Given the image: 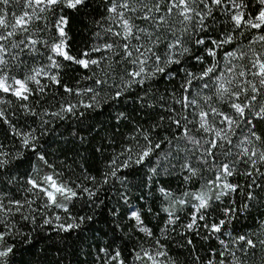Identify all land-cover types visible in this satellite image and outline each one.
<instances>
[{
	"label": "snow or ice",
	"instance_id": "6c2138e0",
	"mask_svg": "<svg viewBox=\"0 0 264 264\" xmlns=\"http://www.w3.org/2000/svg\"><path fill=\"white\" fill-rule=\"evenodd\" d=\"M103 2L105 15L95 21L101 29L94 33L97 43L94 47L83 50L79 58L71 55L68 47L69 37L65 31L68 18L65 15L55 17L54 28L57 37L54 38V43L48 45L51 52L49 56L51 67L59 69L64 61L76 64L93 73V76L87 79L103 86L108 82V69L117 71L122 64L128 65L119 82L113 85L116 90L111 99H121L133 86L142 87L144 95L137 97L142 108L154 106L149 104L146 98L158 78L167 77L171 82L183 73L170 95L174 104L180 105L181 111L186 114L181 116L174 106H167V115L160 116L159 121L167 120L170 127L165 131H170L174 127L177 132L173 134V139L178 134L188 144L194 145L201 151V159L205 162L208 159L219 161L217 149H223L221 154L228 156L233 146L232 137L236 135L237 129L247 126L248 133L239 141L240 147L236 154L238 158L230 163H215L217 169L215 178L207 182L209 191H185L183 196L188 197V200L174 201L182 206L190 204L193 209L190 222L184 225L189 233L199 236L202 230L206 231L207 235L203 237L205 240L213 236L217 238L223 236L225 227L232 223L237 213L235 201L231 197L234 194H241L246 201H254L256 193L253 190L259 188L264 191V171H261V168H264V135L258 134L256 129L257 122H264V52H257L251 47L253 43H260L264 47V35L254 36L249 41L248 48L237 46L239 45L237 34L243 35L241 30L264 29V0H255L254 13L250 11L252 0H103ZM90 3L91 0H0V104L6 103L3 100L4 96L15 97L20 102L18 107L32 117L35 123V117L41 113L35 107H30L28 102L32 97L43 96L48 87L42 84L38 77L47 76L54 85L62 86L66 93L79 91L64 85L59 73L50 75L44 68L29 69L26 73L22 67L23 61H19L10 51V46L12 49L21 48L22 45L34 48L40 42L30 35L12 42L18 34L28 33V26L34 20L44 19L37 14V10L53 12L55 16L56 10L61 13L65 10L80 11L89 7ZM13 5L24 10L17 15L12 9ZM221 12L227 16L232 25L231 29L224 30L221 26V30L217 31L215 25ZM171 17H175L176 21L170 20ZM137 20L147 22L152 30L150 31L149 27H139ZM176 23L181 27L177 28ZM105 24L108 26L105 27ZM214 32L215 37L211 35ZM161 46L163 52L160 50ZM220 52H223V64L219 58ZM7 57H11V61L15 63ZM112 57H115L114 61ZM208 58H211L210 62ZM189 61L204 67L199 72L191 71L189 68H178L173 71V65L179 66ZM112 63L117 67L112 68ZM17 68L20 69L19 72H16ZM96 69H101L104 75H99ZM194 86L200 89L197 93L199 99L192 95ZM210 88H214L212 95L202 94L204 90ZM83 91L94 93L93 103L85 105L86 108H96L100 105L95 89L87 88ZM166 95L168 94L161 95L160 100L164 101ZM36 103L40 101L37 100ZM217 103H222L229 111L222 110ZM160 107L165 108V104L162 103ZM75 108L76 105L69 104L61 111L71 113ZM43 114H48L47 110H44ZM52 115L59 116L60 113ZM119 118L126 119L123 112L119 114ZM47 123L41 119L40 128L25 125L24 129H21L12 121L10 114L0 107V125L7 124L9 132L6 135L11 134L19 142V148L15 153L6 151L4 145L0 144V175H7L13 164L23 163L26 152L34 155L48 167H52L40 143L41 138L47 134L41 128ZM189 124H194L198 131L210 134V138L203 139L191 135L192 129ZM160 127L159 122L152 125V128ZM140 132L145 143L140 145L137 140L134 148H125L115 157L111 161L110 171L104 175L102 184L109 183L112 177L123 183L126 178L117 176L121 168L151 162L150 158L157 154L163 143H171L167 137L154 140L150 130L142 129ZM225 144L229 146L227 149L224 148ZM125 155L127 159L118 164L119 156ZM238 163L245 165L244 171L237 169ZM248 166H251V170ZM181 167L189 172V175L184 177L185 181H191L198 175V170L187 162ZM149 171L152 174L149 180H152L158 175V166L150 168ZM237 175L250 182L245 185L231 182L229 178ZM88 179L96 183L94 177ZM8 182L15 181L10 177ZM25 183L27 187L24 191L33 199H16L8 191L0 189V264H16V253L18 250L22 251L20 246L31 248L34 240L32 233L38 228L43 226L52 228L54 223L58 233H70L81 228L86 220L92 219L91 216L79 218L69 216L68 220L71 222H67L57 215L54 221L47 217L46 210L54 207L68 213V205L74 199L85 193L89 198L96 197L100 190V186L93 191L80 185L72 186L69 183L58 182L54 174H46L39 179L29 176ZM76 188H80V191L77 192ZM212 189H217L214 196L209 194ZM159 191L166 200L173 197V193L164 187H160ZM222 198L228 200V206L220 209L222 218L220 216L212 218V213L217 211L213 205ZM37 199L44 201L42 208L39 206L32 208ZM124 200L128 203L127 197H124ZM248 207L249 204L244 203L239 211H244ZM163 211L169 217L165 224L166 228L179 219L169 207H165ZM129 213V219L135 221V228L155 241L151 249L141 246L138 250H133L134 260L140 261L141 264L149 262L170 264L168 253L164 250L165 245L145 226L141 211L129 205ZM38 214L42 217V224L37 219ZM29 224L34 227L25 233L23 229ZM220 243L221 250H210L206 264H242L236 250L231 249L223 240ZM232 243L239 245V251L243 253L248 249H255L257 243L264 245V240L254 241L246 235H240ZM187 244L193 245L194 241L188 239ZM100 252L105 253L102 258L103 264H126L118 249L109 252L105 248L100 249ZM196 260L199 261L200 257L197 256Z\"/></svg>",
	"mask_w": 264,
	"mask_h": 264
},
{
	"label": "trees",
	"instance_id": "16d2710c",
	"mask_svg": "<svg viewBox=\"0 0 264 264\" xmlns=\"http://www.w3.org/2000/svg\"><path fill=\"white\" fill-rule=\"evenodd\" d=\"M12 9L17 15L24 10L15 5L12 6ZM255 10L256 3L255 0H252L250 11L254 13ZM37 14L43 16L44 19L34 20L28 26V33L18 34L12 42L24 39L28 35L40 42L34 48L22 45L21 48L12 49L10 46V51L18 57L19 61H23L22 67L26 73L33 68H44L50 75L59 73V78L64 85L79 91L66 93L62 86L54 85L47 76L38 77L41 83L48 87L43 96L37 95L30 98L28 102L30 107H35L41 113L35 117V123L32 117L18 107L20 102L15 97H3L6 103L0 104V107L10 114V118L17 127L24 129L27 125L40 128L41 119L48 122L41 128L47 134L41 138L40 143L43 146L42 151L46 154V159L52 167H48L42 161L37 160L34 155L26 152V159L23 163L13 164L7 175H0V189L8 191L16 199H33L30 194L24 191V188L27 187L25 183L27 178L34 176L39 179L46 174H54L58 182L69 183L72 186L80 185L93 191L100 186V190L96 197L89 198L85 193L74 199L68 205V213L60 208L47 209V217L54 221L57 215L67 222H71L68 220L69 216L77 218L91 216L92 219L86 220L81 228L70 233H58L55 223L52 228L43 226L36 229L32 233L34 236L32 247L20 246L22 251H17L16 264H103L102 258L105 253L100 252V249L105 248L109 252L118 249L122 253V258L126 260V264H141L140 261L134 260L133 250H138L141 246L151 249L155 241L135 228V221L129 219V205L141 211L145 226L150 228L155 237L165 245L164 250L168 253L170 264H206L210 250H221V240L231 249L236 250L242 264H264V245L257 243L255 249H248L241 253L239 245L232 243L240 235H246L254 241L264 240V191L259 188L254 189L253 191L256 193L254 201H246L243 195L234 194L231 199L235 201L237 208L235 218L230 225L225 227L223 236H219V238L213 236L207 240L203 238L207 235L206 231L202 230L197 236L194 233H189L184 227L190 222L193 211L191 205L182 206L174 203L178 199H189L183 196L185 191H209L207 182L215 178L217 171L215 163H230L238 158L236 154L240 147L239 141L248 133V127L242 126L241 129H237L236 135L232 137L233 146L228 156L221 154L223 149H217L219 161L214 162L208 159L205 162L201 159V151L197 150L194 145L188 144L178 134L173 139V134L177 132L174 127L170 131H165L170 127L167 120L159 121L160 116L167 115V106H174L181 116L186 114L181 111L180 105L174 104L170 95L178 85L183 73H180V76L171 82L167 77L158 78L152 86L153 90L146 98L147 102L154 106L142 108L141 101L137 99L138 96L144 95L142 87L133 86L130 92L125 93L121 99H111L116 90L113 85L119 82L124 69L129 67L128 65L122 64L117 71L108 69V82L103 86L96 85L92 80L87 79V77L93 76V73L76 64L64 61L59 69L51 67L49 61L51 52L48 45L54 43V38L57 37L54 28L55 17L65 15L68 18V25L65 28L69 37L68 47L70 54L79 58L83 50L90 49L97 43L94 33L101 29L95 21L105 15L103 0H91L89 7L80 11L65 10L61 13L56 10L54 16L53 12L37 10ZM169 19L173 22L176 21L175 17ZM9 20L11 22V17ZM136 23L139 27H149V30H152L145 21L137 20ZM107 26L105 24V27ZM215 26L217 31L221 30V26L224 30H229L232 27L227 16L222 12L218 14ZM176 27L180 28L181 26L176 23ZM241 31L243 35L237 34L239 41L237 46L242 45L244 48L249 47V41L254 36L264 35V29H243ZM211 35L215 37L216 33H211ZM251 47L257 52H264V47L260 43H253ZM160 50L164 51L163 46ZM7 58L11 61V57ZM219 58L223 64V52L219 53ZM57 59L60 58L57 57ZM208 59L210 62L211 58ZM114 60L115 57H112V61ZM11 62L15 63V61ZM237 63L240 62L237 61ZM194 64V61H189L187 64L173 65L172 68L173 71L178 68H189L191 71L199 72L204 67L201 64H195L193 67ZM104 67L107 68V65ZM116 67V64L112 63V68ZM19 71L20 69L17 68L16 72ZM96 72L101 76L104 75L101 69H96ZM87 88H93L98 93L100 101L98 107L91 109L85 107V105L93 103L92 96L94 95V93L83 91ZM199 91L200 89L196 86L192 89V95L197 99H199L197 95ZM213 91L214 88H210L204 90L202 94L212 95ZM166 93L168 95L165 96V100L161 101L160 96ZM37 100L40 103H36ZM162 103L165 104L163 109L160 107ZM69 104L76 105L74 112H62L61 109ZM217 106L222 110L229 111L222 103H217ZM44 110H47L48 114L44 115ZM57 112L60 113L59 116L52 115ZM121 112L124 113L126 119L119 118ZM13 113L14 115H12ZM189 119L191 120L192 117L190 116ZM157 122L161 124V127L152 128V125ZM189 127L192 129L191 135L203 139L210 138V134L198 131L194 124H189ZM142 129L150 130L152 138L156 141L167 137L171 143H163L157 150V154L150 158L151 162L131 168H121L117 172V176L126 178L123 183L112 177L109 183L102 184L104 175L110 171L111 161L115 157L125 148H134L137 140L140 145L145 143L140 132ZM256 129L258 134L264 135V122H257ZM8 132L7 124L0 125V144L4 145L6 151L15 153L19 148V142L11 134L6 135ZM228 147L225 144L224 148ZM125 159H127L126 155L119 156L117 163H122ZM185 162L198 170V175L191 181L184 179L189 175V172L181 167ZM156 166H158V175L149 180V176L152 175L149 169ZM236 167L241 172L245 170L243 163H238ZM248 168L251 170V166ZM261 171H264V168H261ZM10 177L15 181L14 183L8 182ZM88 177H94L96 183ZM229 179L231 182H238L241 185L250 182L239 175ZM160 187L168 189L173 193V197L166 200L159 191ZM76 191L79 192L80 188H76ZM216 191L217 189H212L209 194L214 196ZM124 197H127L128 203H125ZM43 203L44 201L37 199L32 208L38 206L42 208ZM244 203H248L249 207L244 211H239L240 206ZM225 206H228V200L222 198L221 201L215 202L213 207L217 211L212 213V218L218 216L222 218L220 209ZM165 207H169L170 211L179 217L173 225L167 228L165 224L169 217L163 211ZM148 209L151 211L149 212ZM37 219L42 224V217L39 214ZM33 227L29 224L23 231L27 233ZM188 239H192L194 244L188 245ZM197 256L200 257L199 261L196 260ZM229 259L232 258L229 257Z\"/></svg>",
	"mask_w": 264,
	"mask_h": 264
}]
</instances>
